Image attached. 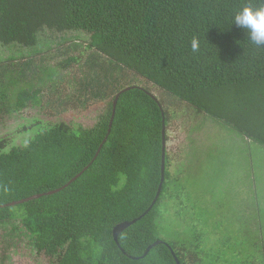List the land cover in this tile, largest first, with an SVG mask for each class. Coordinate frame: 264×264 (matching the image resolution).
Segmentation results:
<instances>
[{
    "label": "trees",
    "instance_id": "1",
    "mask_svg": "<svg viewBox=\"0 0 264 264\" xmlns=\"http://www.w3.org/2000/svg\"><path fill=\"white\" fill-rule=\"evenodd\" d=\"M249 4L262 7L264 0H0L2 45L36 51L43 29L86 32L92 52L85 63L92 75L74 99L80 101L90 87L97 98L112 97L92 128L64 120L41 127L44 121L35 120L37 129L21 145L7 150L0 140V226L15 240L25 235L56 264H178L173 251L182 264H191L189 254L202 264L198 254L214 248H203L195 237L186 243L162 240L142 257L161 240V202L173 183L179 188L178 180L170 181L166 146L165 181L148 211L161 183L168 112L144 86L112 89L104 82H114L117 70H133L264 151V46L235 25L236 14ZM193 37L200 39L197 53ZM31 63L25 64L27 73ZM7 69L0 70V111L16 114L40 102L30 88L19 89L26 71ZM52 71L41 67L39 76L51 79ZM15 96V109L8 110L6 101ZM137 218L116 240L115 226Z\"/></svg>",
    "mask_w": 264,
    "mask_h": 264
},
{
    "label": "rangeland",
    "instance_id": "2",
    "mask_svg": "<svg viewBox=\"0 0 264 264\" xmlns=\"http://www.w3.org/2000/svg\"><path fill=\"white\" fill-rule=\"evenodd\" d=\"M89 40L86 32L43 29L36 51L34 47L0 43L3 72L7 68L26 71L25 64L32 62V72L26 71L27 76L18 86L36 92L40 101L29 102L30 106L20 108L16 114L0 111V140L6 142L5 149L21 145L32 136L37 129L35 120L44 121L41 127L64 120L74 127L92 128L107 111L112 97L93 96V87L80 101L74 99L92 75L85 63L92 52L86 49ZM73 56H79L80 61L66 60ZM41 67L55 70L50 73L51 79H41ZM113 78L114 82H104L109 88L144 86L168 112L170 181L178 180L179 188L173 183L170 194L160 204V239L186 243L195 237L203 248L213 247V253L198 254L202 264H264V151L258 150L260 145L252 149L212 118L133 70H117ZM7 86L12 89L13 83L9 81ZM15 100L16 96L7 100L5 107L14 110ZM25 124L30 129H24ZM9 232L8 227L0 226V264H56L57 259L38 254L25 235L15 240ZM189 255L191 264H195V254Z\"/></svg>",
    "mask_w": 264,
    "mask_h": 264
},
{
    "label": "clouds",
    "instance_id": "3",
    "mask_svg": "<svg viewBox=\"0 0 264 264\" xmlns=\"http://www.w3.org/2000/svg\"><path fill=\"white\" fill-rule=\"evenodd\" d=\"M235 25L249 30L250 38L256 46H264V6L254 7L249 4L235 16ZM199 37H193L191 41V49L194 53L200 51ZM6 193H10L11 189H4Z\"/></svg>",
    "mask_w": 264,
    "mask_h": 264
},
{
    "label": "water",
    "instance_id": "4",
    "mask_svg": "<svg viewBox=\"0 0 264 264\" xmlns=\"http://www.w3.org/2000/svg\"><path fill=\"white\" fill-rule=\"evenodd\" d=\"M129 88H130V87L126 88L125 90H127V89H129ZM120 94H121V92H120L119 94H117V98H116L115 101H114V108H115L116 105H117V102H118V99H119V97H120ZM114 112H115V110H114ZM163 134H164V137H163V154H162V178H161V183H160V186H159V190H158L157 196H156L155 200L153 201L152 206L148 209V211H150V210L152 209V207L154 206V204H155L156 201L158 200V198H159V196H160V194H161V190H162L163 183H164V181H165V170H166V146H167V141H166V137H165V135H166V129H165V127H164V130H163ZM55 191H56V190H55ZM52 192H54V191H52ZM52 192H51V193H52ZM38 196H39V195H35V196H33V198H34V197H38ZM23 201H25V199H23V200H18V201H14V202H12L11 204L20 203V202H23ZM138 219H140V218L134 219V220H132V221H125V222H122V223H120V224H117V225L115 226V228H114V236H115V239L118 240V236H119L120 232H122L125 228L131 226V225H132L133 223H135ZM161 242H164V241H162V240H157L156 242H154L153 244H151V245L147 248L145 254H144L142 257H145V256L150 252V250H151L154 246L158 245V244L161 243ZM173 253H174V255H175V258H176L177 263H178V264H182L181 261H180V259L177 257V255L175 254L174 251H173Z\"/></svg>",
    "mask_w": 264,
    "mask_h": 264
}]
</instances>
